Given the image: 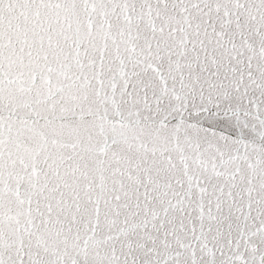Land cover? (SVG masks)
<instances>
[{
  "label": "snow or ice",
  "instance_id": "obj_1",
  "mask_svg": "<svg viewBox=\"0 0 264 264\" xmlns=\"http://www.w3.org/2000/svg\"><path fill=\"white\" fill-rule=\"evenodd\" d=\"M0 264H264V0H0Z\"/></svg>",
  "mask_w": 264,
  "mask_h": 264
}]
</instances>
